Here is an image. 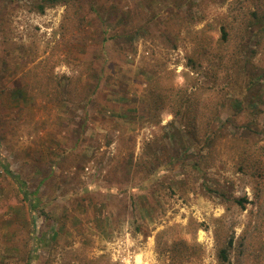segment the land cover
<instances>
[{
  "label": "rangeland",
  "instance_id": "1",
  "mask_svg": "<svg viewBox=\"0 0 264 264\" xmlns=\"http://www.w3.org/2000/svg\"><path fill=\"white\" fill-rule=\"evenodd\" d=\"M0 264H264V0H0Z\"/></svg>",
  "mask_w": 264,
  "mask_h": 264
},
{
  "label": "trees",
  "instance_id": "2",
  "mask_svg": "<svg viewBox=\"0 0 264 264\" xmlns=\"http://www.w3.org/2000/svg\"><path fill=\"white\" fill-rule=\"evenodd\" d=\"M47 1L50 2V3H56V2H58V1L60 2L61 0H46V2H47ZM44 8H45L44 5H40V6H38V9H39L41 12L44 11ZM253 14H255V12H253ZM222 37H223L224 39H227V31H226L225 26L222 27ZM18 91H19V90H18ZM5 169H7L6 171L9 172L8 174H10L11 177H12L14 180H18V179H19V177H18L15 173H13L8 167H6ZM22 184H23L22 187H24V183H22ZM240 203L244 206V203L241 201V199H240ZM220 257L222 258L223 261H226L227 258H228L227 250L222 249V250L220 251Z\"/></svg>",
  "mask_w": 264,
  "mask_h": 264
}]
</instances>
